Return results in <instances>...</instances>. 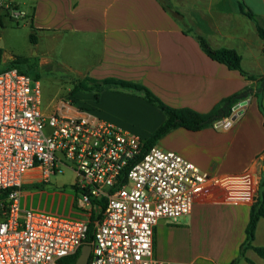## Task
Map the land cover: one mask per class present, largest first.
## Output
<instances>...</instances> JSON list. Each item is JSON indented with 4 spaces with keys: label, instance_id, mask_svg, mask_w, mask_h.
I'll use <instances>...</instances> for the list:
<instances>
[{
    "label": "crops",
    "instance_id": "1",
    "mask_svg": "<svg viewBox=\"0 0 264 264\" xmlns=\"http://www.w3.org/2000/svg\"><path fill=\"white\" fill-rule=\"evenodd\" d=\"M239 2L256 22L240 11ZM38 9L31 16L35 28L61 43L62 53L79 48L89 61L81 73L83 80L140 84L165 105L199 114L238 96L229 116L199 130L173 128L156 146L213 177L255 169L261 177L258 195H264V91L258 92L264 76V40L257 31V24L264 28V0H49L42 18ZM197 37L212 49L235 51L242 69L257 78H247L208 57ZM8 62L1 57L0 71ZM85 93L76 92L82 104L141 139L166 118L134 89L110 85L97 101L92 92ZM45 186L28 175L20 191V207L82 217L72 187L70 194ZM249 211V206L198 201L190 214L158 221L153 256L171 264H230L245 240ZM252 245L264 248V218L257 222ZM238 264H264V259L247 249Z\"/></svg>",
    "mask_w": 264,
    "mask_h": 264
},
{
    "label": "built area",
    "instance_id": "2",
    "mask_svg": "<svg viewBox=\"0 0 264 264\" xmlns=\"http://www.w3.org/2000/svg\"><path fill=\"white\" fill-rule=\"evenodd\" d=\"M25 16L0 0V19ZM38 80L16 68L0 71V264H59L87 244L88 264H171L153 256L160 219L190 214L194 203L252 206L261 177L250 169L213 177L180 155L142 139L60 97L43 110ZM74 174L73 200L81 218L22 209L28 175L46 185L57 172ZM100 204V206H98Z\"/></svg>",
    "mask_w": 264,
    "mask_h": 264
},
{
    "label": "rangeland",
    "instance_id": "3",
    "mask_svg": "<svg viewBox=\"0 0 264 264\" xmlns=\"http://www.w3.org/2000/svg\"><path fill=\"white\" fill-rule=\"evenodd\" d=\"M14 1L25 16L19 20L1 18V57L5 61L24 60L25 62H20L19 66L25 69L30 76L38 75L42 90V106L45 112H48L51 101L60 97H71L78 106L88 108L81 103L83 101L80 99L81 95L87 93L80 91L81 95L77 97L76 93H72V89L83 80L81 73L85 72V66L89 61L84 59L79 48L62 53L61 43H54V40L46 36V31L35 28V23L31 20L34 8H39L41 18L45 15L49 0ZM30 34L37 37L36 44L30 40ZM73 182V172L70 169H64L62 173L57 172L52 177L51 184L46 186L49 189H61L71 194Z\"/></svg>",
    "mask_w": 264,
    "mask_h": 264
},
{
    "label": "trees",
    "instance_id": "4",
    "mask_svg": "<svg viewBox=\"0 0 264 264\" xmlns=\"http://www.w3.org/2000/svg\"><path fill=\"white\" fill-rule=\"evenodd\" d=\"M165 6H168L165 4ZM240 11L248 16L251 20L256 22L255 15L249 11L246 6L239 2ZM0 19V24H1ZM257 31L259 36L264 40V28L257 24ZM30 40L34 43V36L30 34ZM197 41L201 49L207 54L211 59L224 64L231 70L238 71L241 75L250 78L256 79V76H251L247 74L241 67L240 57L235 53V51L230 49H212L209 47L207 42L201 38L197 37ZM24 60L13 59L9 61L3 70L16 68L18 72L22 74H28V72L19 66V63ZM25 62V61H24ZM0 63H1V51H0ZM35 80H38V75L30 76ZM261 87L259 88V93L264 91V76L260 78ZM110 85H117L121 88L126 89H134L136 91H140L143 94V99L148 103L156 106L159 110H161L165 114L164 122L146 139H142L141 141V151L144 154L149 148L152 146H156L157 141L168 133L171 129L176 127H184L189 130H199L206 126L211 125L213 122L219 120L223 116H229L231 112V106L236 101L238 96H231L229 98L224 99L217 105L212 111L206 114H199L190 109L186 108H172L165 105L161 102L148 88L122 80L117 79H104L102 81H96L92 79H85L83 81L78 82L77 85L72 89V93L84 91V92H92L93 98L95 101L99 99V93L105 89V87ZM264 112V110H263ZM72 187V186H71ZM1 194V192H0ZM100 206V204H98ZM101 216V211L96 210L93 212L91 223L88 225L87 239L86 243L89 244L92 240V228L93 221L99 219ZM260 218H264V195L260 193L257 197L256 202L250 206L249 211V220L247 226L245 228V240L240 247L239 256L234 259L230 264H238L239 260L243 257L244 251L247 249H253L261 258L264 259V248L256 247L252 245V241L255 234V229L257 222ZM80 255V249L77 252L70 256L65 257L60 260L59 264H75L76 259Z\"/></svg>",
    "mask_w": 264,
    "mask_h": 264
},
{
    "label": "water",
    "instance_id": "5",
    "mask_svg": "<svg viewBox=\"0 0 264 264\" xmlns=\"http://www.w3.org/2000/svg\"><path fill=\"white\" fill-rule=\"evenodd\" d=\"M90 251H91V246L89 244L82 245L80 249V255L76 259L75 264H88Z\"/></svg>",
    "mask_w": 264,
    "mask_h": 264
}]
</instances>
